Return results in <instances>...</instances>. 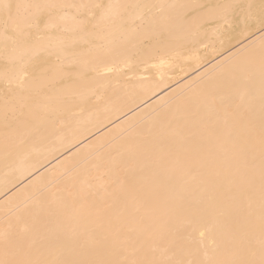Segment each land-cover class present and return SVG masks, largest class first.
I'll return each mask as SVG.
<instances>
[{"label":"bare ground","instance_id":"6f19581e","mask_svg":"<svg viewBox=\"0 0 264 264\" xmlns=\"http://www.w3.org/2000/svg\"><path fill=\"white\" fill-rule=\"evenodd\" d=\"M264 0H0V264H264Z\"/></svg>","mask_w":264,"mask_h":264},{"label":"snow or ice","instance_id":"6c2138e0","mask_svg":"<svg viewBox=\"0 0 264 264\" xmlns=\"http://www.w3.org/2000/svg\"><path fill=\"white\" fill-rule=\"evenodd\" d=\"M262 27H264V22H262Z\"/></svg>","mask_w":264,"mask_h":264}]
</instances>
